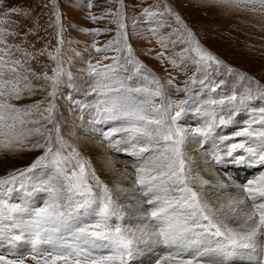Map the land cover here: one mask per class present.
<instances>
[{
  "label": "snow or ice",
  "instance_id": "snow-or-ice-1",
  "mask_svg": "<svg viewBox=\"0 0 264 264\" xmlns=\"http://www.w3.org/2000/svg\"><path fill=\"white\" fill-rule=\"evenodd\" d=\"M110 2L118 4L115 11L90 15L92 22L111 16L117 28L112 40L95 48L116 53L102 57L112 63L98 61L89 67L99 77L102 96L94 106L93 123L104 125L99 134L109 148L135 158L126 177L132 185L128 189L101 180L91 159L59 135L56 98L68 74L62 68L65 29L58 0H52L55 20L49 23L58 45L55 55L47 53L56 63L51 76L30 66L46 48L30 52L22 47L39 26L21 44L10 43L20 35L7 19L17 9L0 13V156L40 153L26 167L0 175V264H264V84L239 74L248 81L242 91L198 99L201 91L189 88V82L206 93L217 92L221 82L213 76L223 62L176 15L171 33L163 34L162 24L150 29L160 45L154 59L182 75L196 66L185 87H176L185 98L171 99L129 43L124 0ZM248 2L264 7V0ZM144 15L161 14L145 8ZM109 31L96 29L89 35ZM179 45L186 47L173 51ZM133 71L150 76L151 86L127 84ZM33 79L45 83L37 87ZM175 80L169 79V87ZM49 88L44 100L14 103L25 93ZM193 114L202 123H181ZM238 116L246 119L238 121ZM237 123L243 126L230 134L218 131ZM206 144L203 171L213 180L200 174V165L189 154L190 146ZM207 185L222 195L213 200Z\"/></svg>",
  "mask_w": 264,
  "mask_h": 264
},
{
  "label": "rangeland",
  "instance_id": "rangeland-1",
  "mask_svg": "<svg viewBox=\"0 0 264 264\" xmlns=\"http://www.w3.org/2000/svg\"><path fill=\"white\" fill-rule=\"evenodd\" d=\"M89 2L92 4L91 8L88 7ZM51 3L52 0H3L2 5H0V13L13 7L17 9L16 14L7 17L10 22H15L12 26L20 34L14 40L10 39V43L21 44L25 34L35 31L37 25L39 26L37 34L28 35L26 37L27 43H22V47L27 48L30 52L46 48L45 55L33 60L30 66L36 73L43 74L46 71L49 76L52 75V68L56 66V63L49 59L47 53L55 55V49L58 46L56 30L49 27V23L55 20V17L51 15ZM58 3L59 10L63 15L65 29V43L61 48L62 68L68 74V77L62 80L56 98L59 135L68 144L73 145L83 156L91 159L97 174L104 182L118 175L127 177L128 173L133 172L131 162L135 158L117 153L114 149L109 148L107 142L100 137L99 130L104 125L93 123V120L96 119L94 106L102 99L97 90L99 77L89 71L90 65H97L98 61H102L105 54L109 56L116 54L114 52L98 53L95 48L106 45L109 40L113 39L117 31L116 23L111 16L92 22L90 15L99 17L106 10L115 11L118 4L110 2V0H58ZM124 3L127 6L125 31L129 43L148 72L158 78L167 89L171 99L179 101L185 98L184 92L176 93V87H185L184 81L193 75L196 66L192 65L187 75H182L170 65L162 64L161 61L154 59L155 53L160 51V45L156 42V37L152 36L150 29L156 28L157 24H162L164 27L160 31L165 35L171 33L177 27L176 15L182 18L184 25L192 31L200 45L223 62V66L218 67L213 76L215 81L221 82V87L217 89V92L206 93L199 84L192 85L189 82L187 85L189 88L201 91L202 94L198 99H203L204 95L208 94L225 96L234 91H242L248 87V81L242 80L239 74L252 77L260 84H264V54L260 56V53H257L258 56H256L257 51L249 47L250 43L247 46L250 48L251 55L250 51H243L249 57L244 55L242 57L241 51L237 50V40L241 39L240 42L245 43L253 35L252 28L248 24L250 19H255L258 25L264 26V7H261L258 2H248V0H144L141 3V0H124ZM45 4L48 7H44ZM166 5L172 9L171 13L167 11ZM145 8L159 12L161 15L146 17L144 15ZM228 10L229 12H226ZM227 13L231 16L228 14L230 16L228 17ZM239 14L242 16L239 17ZM236 19L238 20L236 21ZM231 23L234 27L231 26ZM229 27L233 28L230 29ZM96 29L101 31L110 29V31L104 35H89ZM253 29L258 31V39L260 35L264 37V27ZM235 31L236 33H234ZM259 40L264 43V38ZM30 45H35V48H31ZM183 47L186 45H179L173 51L179 52ZM150 50L153 56L146 55ZM168 54L170 55L171 52ZM110 63H112L111 60L102 61V64ZM102 64L99 66L102 67ZM228 68L233 71L229 72ZM173 76L176 77L173 82L174 86L169 87L168 81ZM44 83L43 80L36 81L33 79V84L37 87ZM126 83L135 87H148L151 86V77L147 74L141 76L138 72L133 71L131 79L127 80ZM48 90L50 88L45 91H36L34 95L25 93L24 99L14 101V103L20 106L34 104L44 100ZM156 103H159V100ZM236 119L239 121L246 119V117L238 116ZM181 123H186L188 126H198L202 123V117H197L194 114L189 115L186 121H181ZM242 126V124L237 123L218 131L227 135ZM255 127H259V125H255ZM237 139L241 138L237 137ZM227 142L231 143L232 141ZM208 148V144L204 145V148H199L198 145L189 147V154L196 158L197 164L202 168L205 167L204 151ZM38 154L40 153L19 152L14 156H0V175H4L9 168L26 167ZM29 264L32 262L29 261Z\"/></svg>",
  "mask_w": 264,
  "mask_h": 264
},
{
  "label": "bare ground",
  "instance_id": "bare-ground-1",
  "mask_svg": "<svg viewBox=\"0 0 264 264\" xmlns=\"http://www.w3.org/2000/svg\"><path fill=\"white\" fill-rule=\"evenodd\" d=\"M192 7V6H191ZM232 8V7H231ZM234 8V7H233ZM242 9V8H241ZM231 10V9H230ZM235 10V9H234ZM240 11V10H239ZM226 12H229V10L228 11H226ZM235 13V12H234ZM244 13V12H243ZM242 13V14H243ZM229 13H227V15H228ZM232 14V13H231ZM236 14V13H235ZM238 14V13H237ZM240 14H241V11H240ZM239 14V15H240ZM226 15V16H227ZM230 15V14H229ZM228 15V17H230ZM238 15V16H239ZM256 15V14H255ZM255 15H254V17H255ZM232 16H233V14H232ZM242 15H240L239 17H241ZM227 17V18H228ZM250 17V16H249ZM251 17H253L252 15H251ZM234 19V18H233ZM243 19V18H242ZM229 20V19H228ZM232 20V19H231ZM238 19H236V21H237ZM262 21V20H261ZM227 22H229V21H227ZM241 22V21H240ZM240 22H239V24H240ZM233 23H234V21H233ZM233 23H231L232 25L231 26H233ZM238 23V22H237ZM248 24H249V26L252 28V33H253V35L249 38V40H247V41H245L244 39H243V42L245 41V43H242V42H240V40H237V45H238V49L237 50H239V52L241 51V56L243 57V55L244 56H247V54H245V53H243V51H245V52H249L250 51V48L249 47H251L252 49H254V51H255V49H256V56H258L257 55V53L259 54L260 53V56H262L263 54H264V43L263 42H260V40L259 39H262V38H264V37H262L261 35L259 36V39L257 38V36H258V31L256 30L255 31V29H253V28H257V27H264V26H261L260 24L258 25V22L257 21H255V19H250L249 21H248ZM229 25V24H228ZM263 25H264V22H263ZM230 26V25H229ZM237 26V25H236ZM228 27V26H227ZM234 27V26H233ZM233 27H231V28H233ZM238 27V26H237ZM237 27H235V28H237ZM240 27V26H239ZM230 28V27H229ZM230 28V29H231ZM242 28V27H241ZM240 28V29H241ZM224 29V28H223ZM227 29V28H226ZM261 29V28H260ZM239 30V29H238ZM226 31V30H225ZM228 31V30H227ZM261 31H262V29H261ZM233 32V31H232ZM227 33V32H226ZM234 33H236V31L234 32ZM221 34H223V33H221ZM225 35V34H224ZM228 35V34H227ZM243 35V34H242ZM233 36H234V34H233ZM221 37V36H220ZM223 37V36H222ZM226 37H228V36H226ZM232 37V36H231ZM241 38H242V36H241ZM224 39H226V38H224ZM220 41V40H219ZM218 42V41H217ZM219 43V42H218ZM247 43V44H246ZM249 43H250V46L248 47L247 45H249ZM251 49V50H252ZM238 52V53H239ZM253 53H255V52H253ZM240 54H238L239 56H240ZM249 54V53H248ZM250 55H251V51H250ZM247 57H249V56H247ZM256 57L254 56V59H255ZM260 59H261V57H259ZM263 58H264V56H263ZM258 59V58H257ZM261 60H263V59H261ZM198 171H200V174L205 178V179H208V180H213L214 178L208 173V172H206V171H203V168L202 167H200L199 169H198ZM105 183H107L110 187H120V188H124V189H128V188H131V184L129 183V181H128V179L125 177V176H120V175H118L117 177H115V178H112V179H109V180H106L105 181ZM205 188H206V190L208 191V194H209V196H211L212 198H213V200L217 197V196H219V195H222V193H220L219 191H217V190H214L210 185H207V186H205ZM229 192H231V193H233L234 194V189H229L228 190ZM125 197H127V194H125ZM125 197H122V200H123V202H126V203H130V202H132V201H130V200H127Z\"/></svg>",
  "mask_w": 264,
  "mask_h": 264
}]
</instances>
